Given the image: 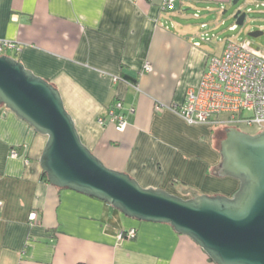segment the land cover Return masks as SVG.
Instances as JSON below:
<instances>
[{
	"label": "crops",
	"instance_id": "0c3cea01",
	"mask_svg": "<svg viewBox=\"0 0 264 264\" xmlns=\"http://www.w3.org/2000/svg\"><path fill=\"white\" fill-rule=\"evenodd\" d=\"M230 1L176 0L174 11L162 12V0H0V40L19 45L15 59L59 91L82 143L107 168L184 199L231 197L239 183L216 176L221 158L212 130L172 110L216 54L192 45L197 31L187 13ZM117 100L136 108L123 132L97 124ZM45 143L0 106V264H214L169 225L127 220L44 182ZM130 228L136 237L118 240Z\"/></svg>",
	"mask_w": 264,
	"mask_h": 264
},
{
	"label": "water",
	"instance_id": "95a60500",
	"mask_svg": "<svg viewBox=\"0 0 264 264\" xmlns=\"http://www.w3.org/2000/svg\"><path fill=\"white\" fill-rule=\"evenodd\" d=\"M233 18L242 26L245 13L238 10ZM0 106L46 137L39 166L51 186L103 202L131 220L169 225L214 264H264V132L224 130L216 176L239 183L231 197L184 199L107 168L82 143L59 91L6 55L0 56Z\"/></svg>",
	"mask_w": 264,
	"mask_h": 264
},
{
	"label": "built area",
	"instance_id": "2783aa9c",
	"mask_svg": "<svg viewBox=\"0 0 264 264\" xmlns=\"http://www.w3.org/2000/svg\"><path fill=\"white\" fill-rule=\"evenodd\" d=\"M175 2L176 0H162L160 10L174 11ZM256 8H264V2H259ZM250 12V9L243 12L245 18ZM194 17L198 18L199 12L195 13ZM200 27L205 28L206 24H201ZM236 29L235 24L228 30ZM199 39L209 41L207 34H201ZM213 39L221 43V52L208 56L197 88L188 90L183 105L174 106L172 110L189 125L221 124L227 128L243 126L256 128L255 133L264 132V48L255 51L244 41L220 40L215 36ZM192 45L200 47V41L192 40ZM20 51L19 45L0 40V56H7V53L15 55ZM144 71L150 72L151 66L147 64ZM121 80L117 77L112 79L114 83ZM160 107L156 106V110ZM135 113L134 106L125 109L123 103L117 100L108 106L105 117L97 119V124L102 128L112 125L117 132H123L128 124L127 117ZM222 115H226L227 118L222 120ZM10 156L15 158L18 154L11 150ZM1 205L2 203L0 207ZM29 221L31 224L38 221L36 212L30 214ZM135 237L134 228L118 233V240H131Z\"/></svg>",
	"mask_w": 264,
	"mask_h": 264
},
{
	"label": "rangeland",
	"instance_id": "374dc122",
	"mask_svg": "<svg viewBox=\"0 0 264 264\" xmlns=\"http://www.w3.org/2000/svg\"><path fill=\"white\" fill-rule=\"evenodd\" d=\"M259 2H264V0H239L236 5H233L231 0L229 3H225L218 7H214L213 10H211V12L209 13L205 11L200 12L198 18H195L193 16L194 12L187 13L190 16L185 18L186 23L193 25V27L197 31L196 33L197 35H195L193 40L200 41V47L197 48H199V50L204 51L205 54L220 53L221 43H217V41L213 39V37L215 36L217 37V39L220 40L233 39L237 41H244L250 44L253 50L255 51H259L260 49H263L264 48V8H256V5ZM247 9H250L251 12L246 15L243 25L237 26V29L235 31H229L228 29L231 26L235 25V20L233 18L234 14L238 10H240L241 12H246ZM201 24H206V27L201 28L200 27ZM254 31H260L263 33V35L257 38H249L248 34ZM201 34H207V36L209 37V41H201L199 39ZM7 56L10 57L12 56L13 58H17V56H15L12 53H7ZM31 72L34 75H36L33 71ZM225 118H227L226 115L221 116L222 120H224ZM207 126H209V130H212L211 132L212 144L216 145V147L219 150L220 141L224 138L223 133L227 127L221 124H218L216 126H212V125H207ZM237 129L248 134H256L255 133L256 128H247V127L239 126L237 127ZM126 219L131 220L128 218Z\"/></svg>",
	"mask_w": 264,
	"mask_h": 264
},
{
	"label": "trees",
	"instance_id": "16d2710c",
	"mask_svg": "<svg viewBox=\"0 0 264 264\" xmlns=\"http://www.w3.org/2000/svg\"><path fill=\"white\" fill-rule=\"evenodd\" d=\"M122 79L125 81V82H127V83H135V82H132V80H130L129 78H127V77H122ZM224 134V133H223ZM217 169H218V167H217ZM217 171V170H216ZM41 179L44 181V182H47V177H46V174L45 173H41ZM195 196V195H194ZM191 197H193V196H191ZM211 261V260H210Z\"/></svg>",
	"mask_w": 264,
	"mask_h": 264
}]
</instances>
